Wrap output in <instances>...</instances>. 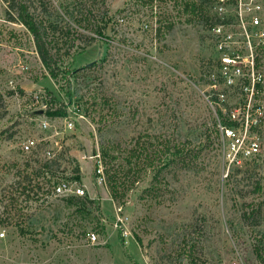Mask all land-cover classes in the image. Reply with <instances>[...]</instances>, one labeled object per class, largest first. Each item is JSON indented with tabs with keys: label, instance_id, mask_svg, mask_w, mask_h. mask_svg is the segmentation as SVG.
Segmentation results:
<instances>
[{
	"label": "rangeland",
	"instance_id": "obj_1",
	"mask_svg": "<svg viewBox=\"0 0 264 264\" xmlns=\"http://www.w3.org/2000/svg\"><path fill=\"white\" fill-rule=\"evenodd\" d=\"M185 1L0 0V264H191L190 245L195 264H264L254 252L260 246L264 257V119L260 154L226 175L216 124L241 96L220 81L212 87L216 2L203 0L190 13ZM17 3L39 18L64 19L53 36L62 37L61 55L69 53L58 58L57 82L29 32L8 20ZM88 10L93 24L107 11L101 40L91 25L73 21ZM260 16L264 28V0ZM258 69L264 80L263 57ZM258 104L264 107V91ZM61 106L66 117L46 115ZM28 139L40 143L26 154L20 148ZM137 141L155 167L132 185L123 174L122 198L113 200L105 177L93 174L99 147L124 154ZM172 146L182 149L179 157ZM44 160L55 162L56 177L38 199L18 197L26 181L14 182L35 175ZM165 160L173 162L165 167ZM59 180L82 187L79 198L98 200L100 216L85 200L51 197ZM87 232L97 234L94 244Z\"/></svg>",
	"mask_w": 264,
	"mask_h": 264
},
{
	"label": "built area",
	"instance_id": "obj_2",
	"mask_svg": "<svg viewBox=\"0 0 264 264\" xmlns=\"http://www.w3.org/2000/svg\"><path fill=\"white\" fill-rule=\"evenodd\" d=\"M213 2L217 4L220 22L215 23L210 31L219 64L217 77L212 75V87L220 81L227 88L236 89L241 96L237 106L227 112L226 119L216 124L217 146L227 175L231 168H240L261 152L257 129L264 119V107L258 104L264 91L263 75L258 69V59L264 53V28L260 16L263 0ZM256 50L262 51L260 56ZM217 101L216 94L210 102ZM43 125L47 127L48 123ZM38 143L28 139L20 149L23 153H32ZM97 172L101 173V170ZM49 193L51 197L66 199L82 197L85 191L76 182L59 180L54 185L52 183ZM3 237L4 231H0V238ZM86 240L94 244L98 236L94 232H87Z\"/></svg>",
	"mask_w": 264,
	"mask_h": 264
},
{
	"label": "trees",
	"instance_id": "obj_3",
	"mask_svg": "<svg viewBox=\"0 0 264 264\" xmlns=\"http://www.w3.org/2000/svg\"><path fill=\"white\" fill-rule=\"evenodd\" d=\"M204 4V1L201 0L200 3L195 2L194 0L185 1L184 3V11L195 13L198 11L201 5ZM10 5V4H9ZM13 6V5H12ZM17 15L16 17L11 16L8 14V20L12 22H19L22 24L25 29L29 32V34L32 36L36 53L39 57V60L47 72L48 76L54 80V82L58 81L59 76V67L57 66L58 58L61 56L67 57L69 53L67 51H63L61 55V49L57 47L59 42H62V37L58 36V39L60 41L55 42L53 40V36L58 31L59 28V21L63 22V18L58 16V18H55L53 20H50V18H39L35 16L30 8L26 4L17 3ZM107 11H105L102 16L97 20L96 24H93L91 21H94L95 15L91 13V10L86 11V13L83 15L80 14L78 17L73 18V21L77 24H81V22H86L94 29V34L96 40H101L103 37L102 30L106 26V22H103L104 17L106 15ZM99 23H102V26H99ZM77 33V32H75ZM67 37L69 36L67 32ZM72 37V36H71ZM77 39L75 36H73L69 41L73 43V41ZM66 43V42H64ZM81 54V52H80ZM79 53L75 56L77 57ZM262 57L264 58V53L262 54ZM71 73V72H70ZM68 72H64V75L70 74ZM60 90H63L62 87H60ZM49 94L50 92L47 91ZM67 94V93H66ZM68 103L71 101V95L68 93ZM53 102H54V98ZM46 115L50 118H57V117H66L65 107L61 106L58 108H52L49 107L46 110ZM173 149L172 155L173 156H180V154L183 152L182 149L178 148V146H172ZM168 151V149H167ZM99 162L100 165L94 166V176L96 177H105V181L108 187L109 196L113 200H121L122 195H120L117 187L121 184V186H124L122 181H130V185H132L134 182H137L139 179L142 178V173L146 172L147 170H153L155 167L154 161L155 159L152 157H149L146 152L143 151L142 147H139V142L137 141L134 147H131L129 150H126L124 154H120V152H117L115 149L111 147H107L105 145H101L99 147ZM173 161H167L165 160V163L163 166L167 167L170 165V163ZM55 165L54 161L44 160V162L39 166L38 172L35 173L33 176H22L23 178L17 179L14 184H17V186H20L21 183H24L23 186L19 187L16 190L18 197L23 196L24 199L31 200L35 197V199H38L37 192L42 190L43 183H51V179L55 176V172L51 170V167ZM99 166L101 172L103 171V174L98 173ZM162 170V169H161ZM159 171V170H158ZM75 177L78 180L79 177V169L76 167L74 169ZM158 173V172H157ZM124 174L123 180L120 181V177ZM103 175V176H101ZM49 176L47 179L46 177ZM41 177V181H39V178ZM57 181L53 182V185L56 184ZM154 190V188L152 189ZM152 190L148 193L152 194ZM149 191V190H148ZM79 197H69L64 199L68 205H79L81 204L82 200H85V203H89L90 206L94 208V210L97 211L98 215L100 216L99 211V201L98 200H88V199H82ZM79 203V204H78ZM83 205H85L83 203ZM19 216V215H18ZM22 215H20L21 217ZM17 226V223H15ZM19 231L23 233L22 227H19ZM138 242V241H137ZM187 257H190V263L195 264L194 261V250L192 245L187 247ZM255 256L258 260L263 261V250L260 248V246H256L254 248Z\"/></svg>",
	"mask_w": 264,
	"mask_h": 264
}]
</instances>
